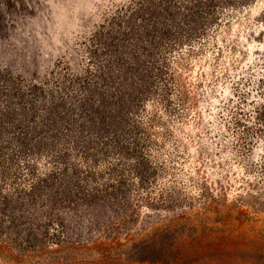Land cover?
Segmentation results:
<instances>
[{
  "label": "rangeland",
  "instance_id": "1",
  "mask_svg": "<svg viewBox=\"0 0 264 264\" xmlns=\"http://www.w3.org/2000/svg\"><path fill=\"white\" fill-rule=\"evenodd\" d=\"M131 2L0 0V70L32 81L48 77L59 65L80 71L91 33ZM262 10L264 0L244 7H226L223 0L203 34L168 53L174 111L150 101L142 114L152 111L158 119L149 152L154 173L149 187L130 191L137 213L132 229L106 239L103 225L116 215L112 209L120 208L80 205L59 211L65 233L59 242L41 247L35 236L37 227L43 230L46 209L8 198L9 206L0 204L2 230L15 225L32 245L20 247L3 233L0 264L95 261L112 256L111 246L156 230L167 242L177 239L187 256L181 264H264V142L255 138L244 148L238 137L242 127L233 122L237 105L247 111L251 100L260 99ZM243 93H249L246 102ZM1 185L0 199L13 194L12 187ZM20 237H14L17 243Z\"/></svg>",
  "mask_w": 264,
  "mask_h": 264
},
{
  "label": "trees",
  "instance_id": "2",
  "mask_svg": "<svg viewBox=\"0 0 264 264\" xmlns=\"http://www.w3.org/2000/svg\"><path fill=\"white\" fill-rule=\"evenodd\" d=\"M222 1L132 0L91 33L80 71L59 65L48 77L32 81L0 70V183L13 190L0 204L9 206L8 198H17L46 209L43 230L37 227L35 236L41 247L64 235L59 211L80 205L120 208L112 209L116 215L103 225L106 239L132 229L137 213L130 191L149 187L154 173L149 152L158 119L152 111L142 114L150 101L174 111L167 55L203 34ZM250 1L226 0V7ZM260 15L264 22V10ZM256 89L260 99L250 101L251 109L237 105L233 111L244 148L255 138L264 142V72ZM248 94H242L244 102ZM260 167L264 170V155ZM2 226L0 236L5 233L20 247L32 245L15 225L6 232ZM162 233L144 232L111 246L112 256L81 264H181L185 251Z\"/></svg>",
  "mask_w": 264,
  "mask_h": 264
}]
</instances>
